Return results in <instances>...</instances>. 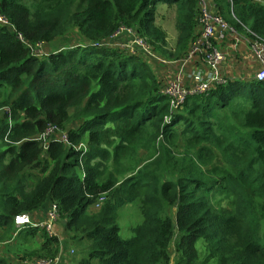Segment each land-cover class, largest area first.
<instances>
[{
	"label": "trees",
	"instance_id": "1",
	"mask_svg": "<svg viewBox=\"0 0 264 264\" xmlns=\"http://www.w3.org/2000/svg\"><path fill=\"white\" fill-rule=\"evenodd\" d=\"M210 1L237 33L264 40V0ZM160 5L174 9L170 50ZM0 18V264L21 246L20 258L58 254L57 236L12 222L46 203L80 249L75 264H264V82L230 78L172 109L153 71L187 53L195 0H0ZM119 29L151 56L103 46L125 41ZM69 35L75 44L34 54ZM49 127L66 141H37ZM179 136L186 152L175 155ZM138 149L151 154L134 168ZM133 199L142 219L123 239L116 210Z\"/></svg>",
	"mask_w": 264,
	"mask_h": 264
},
{
	"label": "built area",
	"instance_id": "2",
	"mask_svg": "<svg viewBox=\"0 0 264 264\" xmlns=\"http://www.w3.org/2000/svg\"><path fill=\"white\" fill-rule=\"evenodd\" d=\"M198 8L199 32L193 39L185 56L177 61L162 62L168 68L165 85L161 82L160 91L169 102L172 109L178 108L187 97L205 95L215 86L226 83L230 78L226 77L221 68L226 64V54L221 51V45L229 38L233 37L234 46L231 48L237 56L247 55L248 63L246 69L251 68L253 80L264 82V40L253 36L250 32L244 31L238 38V33L224 22L219 16L214 14L213 5L208 0H195ZM1 23L5 21L0 18ZM124 34L125 41H111L103 43V46H117L131 53L136 51L146 56H151L143 40L135 37L129 30L119 29L113 37H119ZM235 38V41H234ZM241 40L245 48L239 51L237 40ZM241 42V43H242ZM38 48L34 54H38ZM40 56V54H38ZM254 70H253V66ZM7 112V110H6ZM55 132V133H54ZM54 137H49L48 134ZM48 139L58 142H65V134L62 131H56L49 127L37 137V141L46 143ZM5 141V138H4ZM105 197L100 196L93 206L97 209L104 201ZM57 217V211L53 204L50 205L46 213V219L41 222L31 220L27 214L15 215L12 219L16 228L31 225L43 228L49 235L52 233V224ZM59 256L47 258H37L31 264H58Z\"/></svg>",
	"mask_w": 264,
	"mask_h": 264
},
{
	"label": "rangeland",
	"instance_id": "3",
	"mask_svg": "<svg viewBox=\"0 0 264 264\" xmlns=\"http://www.w3.org/2000/svg\"><path fill=\"white\" fill-rule=\"evenodd\" d=\"M156 9H157V11H156L157 16L155 19V24L157 26H159L165 32V34H166V46H167V49L170 50L174 47V43H175V39H176L174 9L173 8H166V7L161 6V5L158 6ZM70 37H72V36L69 35L67 37L57 38L54 41L47 43L46 45H41L40 47H38V49H39V50H37L38 54L45 55V54H48L50 51H53L55 49L59 50V49H62V47L75 44L74 41L76 42V40L74 39V37H72V38H70ZM241 67L244 69L243 75H245V76L248 75L247 72H252L251 68H250V71H249V69H246V64H243ZM153 71L155 72L156 75L159 72V76L161 77L162 84L165 85L166 76L168 75V72H169L167 66L162 64L160 71H159V67L157 68V66H155V67H153ZM231 74H232V72L230 73L229 77H231ZM0 101H1V99H0ZM2 116H3V111L0 108V118ZM48 136L54 137L50 133L48 134ZM171 149L173 150V153L175 155L176 154L177 155L183 154L186 152L185 142L182 139V137L179 136L176 139V141L173 144ZM149 154H151V151L148 152L146 149H138L134 155L136 162L133 164V167L134 168L137 167V165L140 162H142ZM198 171L202 172V168L200 166H198ZM76 172H78L77 169H76ZM208 196H209L211 203L214 206H216L217 208L222 209L224 211H228V212L231 211V209H232V198L231 197L221 195L220 193H213L212 195H208ZM208 196H207V198H208ZM105 199H106V197H105ZM40 209H41V207H40ZM93 209H96V208L94 206L93 207L90 206L88 209V212H91ZM141 219H142L141 208H140V204H139L138 199H133V200L121 205V206H118V208L116 210V219H115V223L118 227V235L123 239L128 238L131 235L130 228L132 226L136 225L137 223H139L141 221ZM62 225H63L62 218H60V217L57 218L53 231H55V229L60 228L57 232V234H59V238H62L63 242L64 243L66 242V244L69 245V248H67L66 251L68 252L70 260H68V263H66V264H74V260L76 258H78L80 255V249L78 246H73L69 243V241L65 237V233L63 234ZM36 238H37V236L35 237V241H36ZM196 245L199 246V242H196ZM74 249L76 251H74ZM14 250L16 253H18L17 256L19 254L22 255V257L25 256V253L22 252L24 250L23 246H21L19 248H15ZM70 250H73V253H70ZM7 255L9 256V258H11L13 260V262L19 261L18 258H13L11 254H7ZM38 258H45V257H38ZM22 260L24 261V260H26V258H22Z\"/></svg>",
	"mask_w": 264,
	"mask_h": 264
},
{
	"label": "crops",
	"instance_id": "4",
	"mask_svg": "<svg viewBox=\"0 0 264 264\" xmlns=\"http://www.w3.org/2000/svg\"><path fill=\"white\" fill-rule=\"evenodd\" d=\"M210 1V0H208ZM211 2V1H210ZM242 33H238V38L241 37ZM234 41H235V38H234ZM239 39L237 40V42L235 43V45H238V50L239 51H242L244 50L245 48V45L244 43L242 42ZM234 46L233 44V37H229L222 45H221V51H223L225 54H226V57H227V60H226V64H224L221 68V72L228 78H231L232 80L234 79H240V80H243V81H246V80H252L253 79V72H247L248 75L245 76L243 75V71L244 69L241 67L243 64H247L248 63V59L247 58V55H244V54H241L240 56H237L236 53H233L231 48ZM250 60V59H249ZM250 64H252L253 66V63L250 62ZM254 67L253 66V70H254ZM233 69V70H232ZM250 71V70H249ZM232 72L231 74V77H229L230 73ZM235 72V73H234ZM50 205L51 204H44L41 206V209L39 208L37 211H34L30 218L31 220L33 221H37V222H41V221H44L46 219V213L47 211L49 210L50 208ZM93 207V206H92ZM95 210V209H93ZM58 215L56 217V219L54 220L53 224H52V233L50 235H55L59 238V234H57L58 229H55L54 230V227H55V222L57 220ZM49 235V234H48ZM60 240V247L58 249V255L59 256V262L58 264H66L68 263V260H70L69 258V255H68V252L66 251L67 248H69V245L66 244V242L64 243L63 242V239L62 238H59ZM36 242L39 243L40 242V239H36ZM74 251H76L74 249ZM3 254H6L5 252H2ZM70 253H73V250H70ZM170 255L172 256L173 255V247H172V244L170 245ZM13 258H18L19 261H14L12 260V264H31L32 261L36 258H34L33 256H30V257H26V260H22V255H14L12 256ZM74 264H75V260H74Z\"/></svg>",
	"mask_w": 264,
	"mask_h": 264
}]
</instances>
